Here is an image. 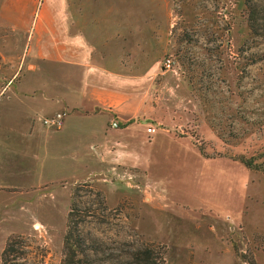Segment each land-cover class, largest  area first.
<instances>
[{"label":"rangeland","instance_id":"obj_1","mask_svg":"<svg viewBox=\"0 0 264 264\" xmlns=\"http://www.w3.org/2000/svg\"><path fill=\"white\" fill-rule=\"evenodd\" d=\"M53 2L59 26L65 3ZM246 2L132 0L127 17L119 14L136 63L169 71L170 84L181 77L193 104H184L187 93L179 87L174 99L183 108L155 109L164 121L155 133L128 134L124 140L136 153L125 175L71 184L68 209L75 184H89L74 197V236L84 242V264H144L131 255L144 242L155 245L164 264H247L239 253L264 264V0ZM166 58L171 66L163 69ZM133 185L151 202H141ZM16 192H0V251L8 236L19 234L31 239L33 259L39 245L44 264H62L66 215L62 229L26 235L25 225L6 222L7 214H22L4 205ZM50 206L54 216L60 202ZM31 215L38 216L31 207L23 213Z\"/></svg>","mask_w":264,"mask_h":264},{"label":"crops","instance_id":"obj_2","mask_svg":"<svg viewBox=\"0 0 264 264\" xmlns=\"http://www.w3.org/2000/svg\"><path fill=\"white\" fill-rule=\"evenodd\" d=\"M128 1L64 0L66 21L56 26L53 0H0V192L17 191L4 205L22 214L6 222L25 225L26 235L63 228L71 184L125 175L136 151L124 139L155 133L164 124L155 109L193 104L181 77L170 84L169 71L136 63L125 47L118 18ZM179 87L187 93L181 105ZM58 112V128L42 123ZM129 188L151 202L145 189ZM28 206L39 217L24 218Z\"/></svg>","mask_w":264,"mask_h":264},{"label":"trees","instance_id":"obj_3","mask_svg":"<svg viewBox=\"0 0 264 264\" xmlns=\"http://www.w3.org/2000/svg\"><path fill=\"white\" fill-rule=\"evenodd\" d=\"M248 3V0L247 2ZM249 27L252 31L255 30L254 25L252 24L253 18L249 16ZM191 38L187 37V41ZM189 60V63L192 65V62ZM183 63V60L181 61ZM207 90V89H205ZM204 92V91H203ZM202 92V93H203ZM204 100H208L207 97L203 96ZM244 163L248 166L251 165L245 159L242 158ZM88 187V183L75 184L72 193V202L66 214V231L63 235V245H62V264H84L85 252L79 250V247L84 244L83 241L75 239L74 234L78 233L76 230V220L75 217L77 215V204L75 203V195L79 190L80 186ZM96 194L99 195V203L101 206L105 207L104 198L100 192L96 191ZM101 195V196H100ZM106 208V207H105ZM31 239L28 236H23L19 234L10 235L6 238L2 249L0 251V264H44V257L46 254L45 249L42 246H36L39 254L35 256V259L32 258V245L30 244ZM154 244L144 242L142 247L139 249H135V251L131 252V255L134 259L142 261L144 264H164L161 256L155 255L154 253ZM235 249V247H234ZM235 252L237 250L235 249ZM239 255L247 262V264H255L253 258L251 256L246 257L245 254L239 253ZM194 264V263H189Z\"/></svg>","mask_w":264,"mask_h":264},{"label":"built area","instance_id":"obj_4","mask_svg":"<svg viewBox=\"0 0 264 264\" xmlns=\"http://www.w3.org/2000/svg\"><path fill=\"white\" fill-rule=\"evenodd\" d=\"M171 66V59L170 58H166L163 62V69H168ZM64 113L63 112H58L53 116L50 117H45L42 118L41 121L44 125L51 127V128H58L61 123H62V119H63ZM110 126L111 127H118V123L114 120L110 122ZM154 129L152 128V131Z\"/></svg>","mask_w":264,"mask_h":264}]
</instances>
